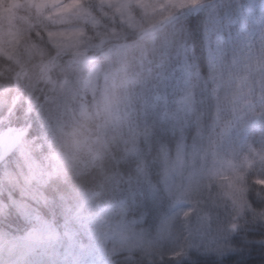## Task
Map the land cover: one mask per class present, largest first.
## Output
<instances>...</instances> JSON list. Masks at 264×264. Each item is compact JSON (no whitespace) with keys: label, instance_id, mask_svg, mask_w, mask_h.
<instances>
[{"label":"trees","instance_id":"obj_1","mask_svg":"<svg viewBox=\"0 0 264 264\" xmlns=\"http://www.w3.org/2000/svg\"><path fill=\"white\" fill-rule=\"evenodd\" d=\"M14 1L0 8V132L11 129L18 138L0 160V236L14 241L34 228L47 230L52 251L95 258L92 250L81 254L85 232L75 212L123 206L128 219L141 220L145 244L93 245L102 247L108 264H264V186L257 183L264 181V37L251 17L264 0H202L192 11L183 6L174 19H167L169 8L144 3L65 0L88 17L70 23L54 21L27 0ZM216 18L210 46L205 31ZM9 32L17 35L11 46ZM69 32L78 36L75 51L60 49L70 45L63 42ZM158 72L166 79L182 72L192 86L174 115L164 116L162 104H154L156 91H163ZM110 101L123 104L140 130L131 140L108 135L95 155L76 141L96 131ZM247 109L255 122L239 117ZM214 142L234 146L230 160L244 209L222 246L207 248L189 244L163 182L191 170L190 196L216 218L210 211L220 198L214 166L194 152ZM51 149L74 160L51 171L42 160ZM25 257L26 264L35 261Z\"/></svg>","mask_w":264,"mask_h":264},{"label":"rangeland","instance_id":"obj_2","mask_svg":"<svg viewBox=\"0 0 264 264\" xmlns=\"http://www.w3.org/2000/svg\"><path fill=\"white\" fill-rule=\"evenodd\" d=\"M30 4L36 6L39 10L46 9L50 15L56 21L59 22H72L76 20H87V14L77 5L69 3L68 6L57 7L55 6L59 0H29ZM202 0H113L121 7H125L128 4H142L148 5V9L158 10L161 8H169L170 18L175 17L183 6L197 5ZM14 0H0V8L7 5H12ZM192 6V5H191ZM259 10V8H257ZM259 12V11H258ZM255 7L251 8L252 23L259 31V34L264 37V20L260 17ZM134 25V23H130ZM219 21H209L206 30V39L210 46L214 43L215 36L218 33ZM75 32H69L64 39V44L68 42L70 45L60 49L75 48ZM9 44L11 46L16 40V35L8 33ZM60 43V46L63 44ZM75 51V50H74ZM245 70V69H243ZM160 74V82L157 84L162 85L163 91L159 90L155 93V105L162 104V114L164 116H171L176 114L181 108L188 103L190 98V92L192 86L187 83L186 77L182 76L180 72L179 76L166 79L163 76V72ZM167 91L169 95H167ZM110 109L105 114L104 118L98 124V128L94 133L87 136L86 139L76 141L77 146H84L85 148H93L94 154L98 147H101L105 138L110 135H118L122 138H130L134 135L140 127L135 117L130 112H127L122 104H112L110 101ZM253 114L249 116L247 121L253 118ZM129 143V150L133 151L132 141ZM17 144L16 137L10 129H6L0 132V160L8 154ZM36 146H41L39 141L35 142ZM213 148L207 143L204 150L195 149L194 152L204 155L211 160V168L214 166V173L218 183V191L220 198L213 206L210 207V211L215 215L211 219L208 212V206L206 203H200L198 200L193 199L189 194L188 182L191 175V170H184L175 173L174 180L170 183L169 179H165L163 182V189L170 195L171 206H173L187 228L189 235V244L204 245L207 248H218L222 246L225 238L235 231L238 215H240L244 209V198L242 194L241 184L236 182V168L235 164L230 160L233 152V145L227 143H213ZM43 163L52 171L54 165H64L74 159L71 155L67 156L66 153L51 149L46 152L42 157ZM209 160H207L208 162ZM77 224L81 225L85 229L84 242L87 245L84 253L92 250L98 254V262L96 264H107L103 262L105 260V251L102 247L98 246V249H92L93 245H99L101 241L98 239H109L116 244L129 246L130 248H136L145 244L142 240V231L137 230V225L141 222L139 220H131L126 216V211L123 206H117L114 208H108L100 211L98 214H79L75 213ZM69 235V234H68ZM45 239H48V233L44 235ZM2 239V236H0ZM0 240V264H16L18 256L23 253L31 252L33 257L37 258L35 248L40 241V232L33 230L15 241L13 245H10V241L1 242ZM89 241L91 244L89 245ZM42 247V246H41ZM49 247V245H48ZM46 246V250L48 248ZM12 248V249H11ZM11 250H14L11 252ZM87 250V251H86ZM46 256L38 259L36 264H84L83 259L77 258L70 260L67 255L63 254H49L45 252ZM95 261V260H94Z\"/></svg>","mask_w":264,"mask_h":264},{"label":"snow or ice","instance_id":"obj_3","mask_svg":"<svg viewBox=\"0 0 264 264\" xmlns=\"http://www.w3.org/2000/svg\"><path fill=\"white\" fill-rule=\"evenodd\" d=\"M193 2H195V0H193ZM258 184H260L261 186H264V181H257Z\"/></svg>","mask_w":264,"mask_h":264},{"label":"clouds","instance_id":"obj_4","mask_svg":"<svg viewBox=\"0 0 264 264\" xmlns=\"http://www.w3.org/2000/svg\"><path fill=\"white\" fill-rule=\"evenodd\" d=\"M261 219L264 220V217H262Z\"/></svg>","mask_w":264,"mask_h":264}]
</instances>
